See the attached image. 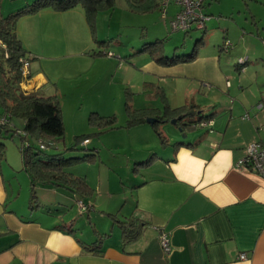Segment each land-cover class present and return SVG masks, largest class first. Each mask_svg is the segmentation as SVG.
<instances>
[{
	"label": "crops",
	"instance_id": "1",
	"mask_svg": "<svg viewBox=\"0 0 264 264\" xmlns=\"http://www.w3.org/2000/svg\"><path fill=\"white\" fill-rule=\"evenodd\" d=\"M21 1L9 14L35 0ZM73 11L45 9L21 18L17 34L24 48L35 52L42 39L51 47L55 32L75 31L82 19L75 21ZM229 32L224 41L230 40ZM150 66L163 82H198L183 91L184 100L176 105L162 90L172 109L185 107L181 113H189L195 105L194 119L210 117L207 120L212 124L205 127L209 131L182 136L169 129L168 144L162 147L154 128L146 124L131 128L145 149H133L125 165L108 166L103 161L88 165L79 176L94 190L87 200L92 209L85 213L77 205L78 198L65 189L39 187L36 206L31 207V197L29 207L18 205L14 167L1 163L0 264H264V179L237 167L249 144L264 141V77L256 78L254 88L250 80L235 86L237 97L231 102L226 98L221 104L204 105L199 97H211L214 91L227 97L234 87L227 91L215 53L199 54L191 63L164 67L154 62ZM47 84L46 76L38 73L31 80L30 92H42ZM260 103L263 107L257 109ZM163 127L168 130L166 123ZM73 204L93 227L84 228L80 237L74 230L83 217L69 218L72 212H67ZM114 219L137 220L141 225L138 236L124 244ZM162 233L170 236L169 254L162 248ZM98 240H102L101 249H86ZM241 254L246 259L241 260Z\"/></svg>",
	"mask_w": 264,
	"mask_h": 264
},
{
	"label": "rangeland",
	"instance_id": "2",
	"mask_svg": "<svg viewBox=\"0 0 264 264\" xmlns=\"http://www.w3.org/2000/svg\"><path fill=\"white\" fill-rule=\"evenodd\" d=\"M1 3V13L7 16L23 2L2 0ZM12 3L15 6L12 7ZM133 4L130 0H115L113 9L98 14L94 33L83 7L77 6L72 14L75 21L82 19L81 26L72 33L68 30L55 32L51 47L44 45L43 39L41 42L34 39V43L40 42L39 48L35 52L26 50L33 58V75L42 72L48 80L40 94L58 97L65 124L64 139L45 152L51 156L62 155L65 159H72L85 158L100 151L95 154V160L65 165V170L76 176L85 173L88 165L103 161L108 166L117 163L125 165L127 155L130 156L133 149H145L137 141L135 129L130 130L141 124L128 127V106L136 110L148 109L146 113L150 117L158 113V116L169 121L166 122L168 130L163 127L165 123L157 124L156 128L148 122L144 123L154 128L159 143L162 141L156 130L166 138L169 129L182 136L209 131L205 127L194 129L173 123L180 115L176 111H168V100L160 93L162 87L168 93L169 102L176 105L183 102V91L191 90L198 82L177 84L163 82V79L161 81L150 66L159 53L173 58L176 55H189L198 48L202 56L217 55L224 70L227 91L232 85L234 87L227 97L220 93L222 91H214L212 98L208 95L199 97L204 105L221 104L226 98L231 102L237 97L235 86L239 88L240 84L245 85L250 80V86L254 88L256 78L264 77V0H204L203 11L209 16L206 29L193 28L189 32L173 31L171 28L178 6L170 4L164 17L161 6L141 12ZM135 5H140V2L136 1ZM77 13H81V16H77ZM228 31V41L232 45L229 50H225L221 46L225 43ZM243 33L245 39L242 41ZM241 59L246 60V64L240 66ZM24 87L26 91H31V81ZM93 113L115 117L114 127L92 124L90 120ZM189 119L186 118L185 124H189ZM14 123L17 128H22V122L14 120ZM181 127H184L183 130ZM77 137H87L93 144L78 143ZM0 143L5 146V155L0 158V164L7 163L14 167V199H18V205L29 207L32 188L30 176L23 168V140L16 132H4L0 134ZM88 171L92 173L93 169ZM73 206H69L67 211L72 212L69 218L71 215L79 219L83 217V222L74 230L80 237L84 228L92 230L93 227L88 224V217L78 215L79 209Z\"/></svg>",
	"mask_w": 264,
	"mask_h": 264
},
{
	"label": "trees",
	"instance_id": "3",
	"mask_svg": "<svg viewBox=\"0 0 264 264\" xmlns=\"http://www.w3.org/2000/svg\"><path fill=\"white\" fill-rule=\"evenodd\" d=\"M130 1L134 3L133 6L136 9H140L141 12H146L161 6L162 0ZM136 1L140 2V5H135ZM77 6L83 7L87 22L91 31L94 33L98 14L103 10L113 9L115 0H35L33 3L7 16L3 15L0 11V112L10 114L12 121L11 126L0 129V134H3V132H16L23 140L22 154L24 170L29 174L31 179V207L36 204L37 188L65 189L78 198L77 205L78 202H83L89 206L90 209L82 211L85 213L92 209L91 203L87 200L94 196V190L85 178L67 172L65 165L95 160L97 151L93 153L94 155L86 156L88 158L72 159H65L62 155L51 156L45 152V150L55 146L58 141L63 140L65 137V124L60 101L57 96L45 97L39 91L30 92L22 88V83L26 80H32L34 75L31 72L27 79L24 78L20 60L27 57L32 62L33 58L28 54L23 46L22 40L17 34L18 22L26 15L36 14L45 9L65 12ZM201 8L204 13V0ZM190 30L185 32H189ZM198 55L199 49L195 48L189 55H176L173 58L167 57L165 53L161 52L153 60L160 66L171 67L178 64L194 62L198 58ZM160 93L167 100L164 91L161 90ZM167 109L170 112L176 111L180 115L181 120H178L176 125L183 124L184 127L191 126L195 129L202 121L210 118H199L201 116H197L198 118L194 119V115L198 112L194 111L196 109L195 105L189 108V113H181L187 109L185 107L172 109L169 104L167 105ZM147 110H136L128 106V114L130 117L128 127L147 123L149 118L159 120L153 125L155 128L159 123L169 122L164 117L158 116V113H154L150 117L146 113ZM188 117L190 118L188 121L189 124H185V120ZM14 120L22 122V128H17ZM90 121L92 124H98L101 127L109 125L112 128L115 125V117H105L98 113H93ZM184 127H181V129L183 130ZM156 132L162 141L161 144L163 146L168 144V140L163 133L158 130ZM76 141L87 144L90 142V139L87 137H77ZM85 141L88 142L85 143ZM42 146L45 147L42 148ZM4 155L5 146L0 143V158H3ZM150 162L151 160L143 164L148 165ZM114 220L120 225L124 244H127L138 236L141 225L137 220ZM101 241L98 240L94 247L86 249L89 251L101 249Z\"/></svg>",
	"mask_w": 264,
	"mask_h": 264
},
{
	"label": "built area",
	"instance_id": "4",
	"mask_svg": "<svg viewBox=\"0 0 264 264\" xmlns=\"http://www.w3.org/2000/svg\"><path fill=\"white\" fill-rule=\"evenodd\" d=\"M202 3L203 0H162L161 8L164 14V17L167 15V10L170 4H174L179 7V11L175 14V17L171 21V28L173 31H188L192 28L205 29L206 22L209 19V16L205 15L202 12ZM231 43L226 40L223 44L222 49L229 50ZM22 64V74L25 79H27L31 74V61L24 57L21 60ZM246 64V60L241 59L239 65L242 66ZM31 80H26L22 83V88L25 90L27 84ZM263 104L260 103L257 106V109H261ZM245 119L249 118V115L244 116ZM11 115L7 113L0 112V129L4 127L11 126ZM212 122L209 120L202 121L200 127H209ZM88 141H85L87 143ZM45 146H42L44 148ZM237 167L239 169H250L253 172L257 173L264 179V141H257L249 144L245 150V156L238 162ZM78 206L81 211H87L89 208L88 205L83 202H78ZM160 242L163 250L166 254H169L172 250L170 236L166 233H162L160 236ZM240 259H246L245 254L240 255Z\"/></svg>",
	"mask_w": 264,
	"mask_h": 264
},
{
	"label": "water",
	"instance_id": "5",
	"mask_svg": "<svg viewBox=\"0 0 264 264\" xmlns=\"http://www.w3.org/2000/svg\"><path fill=\"white\" fill-rule=\"evenodd\" d=\"M178 120H181V117L178 118V119H176V120H174L173 123H174V124H177ZM147 121H148V123L154 125V124L157 123L159 120L156 119V118H149Z\"/></svg>",
	"mask_w": 264,
	"mask_h": 264
}]
</instances>
